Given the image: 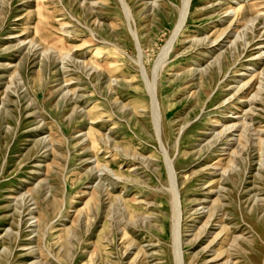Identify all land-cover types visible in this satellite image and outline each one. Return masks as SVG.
<instances>
[{
  "label": "rangeland",
  "instance_id": "obj_1",
  "mask_svg": "<svg viewBox=\"0 0 264 264\" xmlns=\"http://www.w3.org/2000/svg\"><path fill=\"white\" fill-rule=\"evenodd\" d=\"M180 3L0 0V264H175L164 157L183 264H264V0H192L155 71Z\"/></svg>",
  "mask_w": 264,
  "mask_h": 264
},
{
  "label": "bare ground",
  "instance_id": "obj_2",
  "mask_svg": "<svg viewBox=\"0 0 264 264\" xmlns=\"http://www.w3.org/2000/svg\"><path fill=\"white\" fill-rule=\"evenodd\" d=\"M191 1L192 0H181L180 9H179V12H178V19L175 22V25H174L173 30H172L171 37H170L167 45L165 46V48L163 50V54H162V56H160L159 60L157 61V64H156V67H155V71L158 68L162 67V65L164 64V59L166 58V56L172 50V47H173V44H174L175 40H177V37L179 36L181 31L183 30L186 22L188 21ZM230 10L231 11H229V13H231L232 16H231V18L229 20V24H228V30L229 31H231L232 29H237L241 25L243 26L242 29H240V31L242 30V34L245 31L251 30L252 25L250 26V23H252V17H248V18H246L245 16L243 17V15H242L243 7L240 6L239 3H237L235 5V7H231ZM226 18H228V17H226ZM242 22H244V23H242ZM238 36H239L238 39H241V37H240L241 35H240L239 32H238ZM25 43H27V42H25ZM29 43H30V41H29ZM27 48H30V50H32L34 52L38 50V46L36 44H32V43ZM96 68L97 67H95V70H96ZM14 77H15V75H14ZM127 82H134V80L133 79H130V80L127 79ZM145 86H146V91H147V94H148L149 100H150V109H151V113H152L151 114V116H152V124H153V128L155 129L156 126H157V121L158 120H157L156 104H155L154 98H153V92H154L153 91L154 90L153 83L145 81ZM235 128H237V127L234 124L225 126L223 128V130H221V132H219L218 137L221 138V139L223 137H226L227 139H229L228 143L231 142V140H233V139H231L232 132H234L236 130ZM89 139H90V137H89ZM91 139H90V142L94 143V139L93 138H91ZM164 160H165V164H166L165 167H166V170H167V173H168V177H169V182H170L169 183L170 184V186H169L170 189L169 190H170V193L172 195L171 236H172V241H173L174 262H175V264H183V259H182V255H181V231L179 230V219H180L179 203L177 201L176 184H175V181H174L173 174L171 172L170 162L165 157H164ZM102 169L104 171H106L108 174H110L112 177H114L115 179H117V180L121 179V177L117 176L109 168L103 167ZM221 174L223 176V173H221Z\"/></svg>",
  "mask_w": 264,
  "mask_h": 264
}]
</instances>
